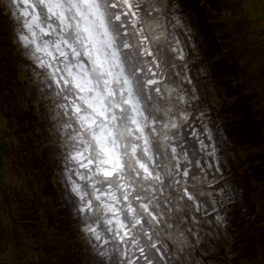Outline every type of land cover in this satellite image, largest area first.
<instances>
[{"label": "snow or ice", "instance_id": "obj_1", "mask_svg": "<svg viewBox=\"0 0 264 264\" xmlns=\"http://www.w3.org/2000/svg\"><path fill=\"white\" fill-rule=\"evenodd\" d=\"M0 16L29 61L82 264H227L246 184L184 0H0Z\"/></svg>", "mask_w": 264, "mask_h": 264}, {"label": "rangeland", "instance_id": "obj_2", "mask_svg": "<svg viewBox=\"0 0 264 264\" xmlns=\"http://www.w3.org/2000/svg\"><path fill=\"white\" fill-rule=\"evenodd\" d=\"M184 2L209 62L204 83L215 102L214 118L236 137L242 161L236 171L246 184L245 203L237 210L243 239L225 253L227 264H264V0ZM226 51L232 63L224 65ZM26 63L0 16V264L82 263L84 245L64 199L50 149L53 137L33 100ZM228 72L231 85L224 80ZM247 113L248 121L242 120ZM15 118L24 124L18 132L16 125L5 127Z\"/></svg>", "mask_w": 264, "mask_h": 264}, {"label": "trees", "instance_id": "obj_3", "mask_svg": "<svg viewBox=\"0 0 264 264\" xmlns=\"http://www.w3.org/2000/svg\"><path fill=\"white\" fill-rule=\"evenodd\" d=\"M230 58H229V51H226L225 53H224V57H223V60L225 61V64L224 65H227V63L228 64H230V63H232V61L231 60H229ZM217 62V61H216ZM230 62V63H229ZM218 63H220V61H218L217 62V64ZM221 65V64H220ZM223 66V65H222ZM224 80H227L228 81V83H229V85H231L232 84V73H230V72H228L225 76H224ZM223 83V82H222ZM247 115H248V113L242 118V120H244V119H246V121H248V117H247ZM11 118H14V117H11ZM10 120V122H8L7 121V123L5 124V127H6V129H8V126L10 125H16V129H14V131L16 130V132H18V131H20L21 130V128L24 126V124L23 125H21V126H19V122L18 121H20V122H23V120L22 119H20V118H15V120H11V119H9ZM11 121H14V122H11ZM17 121V122H16ZM33 124H36V123H33ZM244 124H246V123H244ZM241 125V127L242 128H244L243 130H244V132H247L248 130H247V127H245V125ZM9 126V127H10ZM39 126L40 127H42V125H40L39 124ZM8 131V133H10V130H7ZM12 132V131H11ZM48 156L50 155V152L48 151V154H47ZM78 250V255L82 252L80 249H77ZM71 258V257H70ZM70 258H69V255H66V262L67 261H69L70 260ZM75 264H82V263H80V262H78V263H75Z\"/></svg>", "mask_w": 264, "mask_h": 264}]
</instances>
